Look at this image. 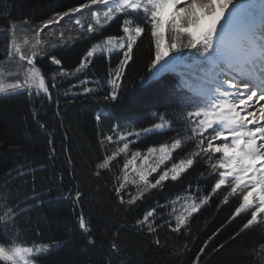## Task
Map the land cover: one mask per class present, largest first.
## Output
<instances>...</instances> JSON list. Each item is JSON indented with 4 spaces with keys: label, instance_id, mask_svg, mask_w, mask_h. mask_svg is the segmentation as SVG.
I'll return each instance as SVG.
<instances>
[{
    "label": "trees",
    "instance_id": "1",
    "mask_svg": "<svg viewBox=\"0 0 264 264\" xmlns=\"http://www.w3.org/2000/svg\"><path fill=\"white\" fill-rule=\"evenodd\" d=\"M83 2L86 0H7L5 9L0 0V26L27 21L41 27L55 13ZM88 17L86 10L83 15L76 14L85 24L82 37L67 17L58 25L46 28L53 29L51 43H57L55 49L47 51L54 52L62 62L60 66L53 65L47 56L38 62L47 75L51 99L47 96L37 99L27 92L0 95V190L7 185L18 198L13 207L18 206L19 215L15 227L11 223L7 225L10 232L19 234L24 246L58 243L48 254L38 257L37 264H193L202 247L205 251L200 253L198 264H264V222L241 233L250 211L230 219L238 206L239 193L229 196V202L222 204L230 191L227 185L193 214L187 229L177 234L167 227L165 222L169 220L174 225L170 213L184 212L190 202L185 197L211 192L215 183L211 177L216 174L211 172L204 157H198L178 180L169 179L162 187L145 193L135 205L120 203L114 189L122 176L125 159H130L132 152L146 154L148 147L158 149L161 143L171 144L172 140L190 134L181 115L187 109L177 96L187 89L178 85L183 81L195 87L204 74L197 76L199 69L190 58L192 53L185 50L184 57L176 60L170 71L158 79L150 78L148 65L153 49L149 31L134 47L133 60L126 69L117 101H105L103 96L109 90V72L115 71L122 53H113L110 59L98 54L86 69L60 78L59 87L51 88V75L59 67L72 71L92 43L119 31L118 23L113 22L102 34L90 37L86 33ZM61 32L66 43H58ZM6 44L7 38L0 37V59L4 58ZM85 87L92 91L85 93ZM153 112L167 113L172 121L171 129L126 136L124 141L117 139L120 134L135 133L159 122ZM40 124L45 127L41 128ZM107 136L113 140L109 142ZM129 141L127 152L111 161L108 169H97L106 156ZM195 143V140L185 141L173 153L174 161L185 157ZM158 158L157 151L150 154L149 162L155 165ZM140 159L137 158V167ZM165 165L170 168L171 162L166 161ZM131 169L132 166L130 178L135 175ZM154 176L156 173L149 180ZM137 191L128 184L125 201ZM6 203V193L0 191V215ZM153 208L157 209V232L137 228L136 221ZM81 216L87 230L79 227ZM113 242L119 246V253L112 252Z\"/></svg>",
    "mask_w": 264,
    "mask_h": 264
},
{
    "label": "snow or ice",
    "instance_id": "2",
    "mask_svg": "<svg viewBox=\"0 0 264 264\" xmlns=\"http://www.w3.org/2000/svg\"><path fill=\"white\" fill-rule=\"evenodd\" d=\"M3 3L7 9V0H3ZM232 3L233 0H86L66 11L55 13L54 18L44 21L40 28H33L27 21L23 24L11 22L7 27L0 28V37L7 38L3 50L4 59H0V94L27 92L37 99H43L44 96L51 99L47 75L38 62L45 56L53 65L60 66L62 62L54 52L46 51L47 48L55 49L57 43L49 44L42 33L50 25H58L67 17L77 27L80 36H84L85 24L81 18H76V14L83 15L84 10L89 14L86 33L90 37L102 34L106 26L113 22L118 23L119 31L92 43L72 71L59 67L51 75V88L59 87L60 78L86 69L98 54L110 59L113 53H122L115 71L109 72V90L103 96L105 101L115 102L123 88L126 69L133 60L134 47L144 34L150 31L153 55L148 69L152 79H158L162 73L170 71L175 61L183 58L185 50H188L192 53L190 58L199 69L197 76L201 72L204 74L195 87L183 81L178 85L180 89H187V92L181 91L177 96L187 109L181 115L190 134L183 139L172 140L171 144L161 143L158 149L148 147L146 154L132 152L131 158L125 159L121 169L122 176L117 179L118 186L114 191L122 205L127 203L131 207L145 193L162 187L165 181L181 178L198 157H204L211 172L216 174V177H211L215 179L211 192L198 197H185L190 202L186 204L184 212L179 215L170 213L174 218V225L171 220L165 223L171 232L181 233L188 228L193 214L198 213L213 194L227 185L230 191L223 197L222 204L229 202V196L239 193L238 206L231 213L230 219L250 211V218H247L240 229L242 233L251 226L264 222L259 219L264 217V3L260 5L258 19L250 11L249 18L244 21H239L236 13L245 5L238 3L229 10ZM247 7L254 10L256 5L249 4ZM226 10H229L227 15ZM23 27H28L34 35L32 40L25 39L22 45L17 41V30ZM66 42L61 32L58 43ZM4 65H12L14 71L6 72L2 67ZM6 78L11 79V82L6 83ZM83 91L90 93L92 90L85 87ZM152 115L159 122L135 133L120 134L117 139L124 141L126 136L171 129L172 121L167 113L153 112ZM39 126L45 127L44 124ZM115 130L116 126L113 131ZM105 139L111 142L113 137L107 136ZM193 140L196 141L194 149L185 157L174 161L173 153L181 149L185 141ZM129 143L131 141L123 143L118 151L106 156L97 165V169H108L111 161L127 152ZM157 151L159 158L153 165L149 162L150 154ZM138 157H141L139 167L136 166ZM166 161L171 162L170 168L165 165ZM161 165L165 167L161 169ZM130 166L135 174L132 178L129 176ZM152 173H156V176L149 180ZM128 184L135 186L138 191L125 201L124 190ZM0 191H4L7 197L5 210L0 215V262L35 264L38 256L48 246H24L20 235L10 232L7 225L11 223L15 227L19 215L18 206L13 207L18 198L7 185ZM76 195L80 196L79 191ZM156 211L155 208L147 210L136 221V227L141 230L146 228L149 233L157 232ZM79 227L87 230L83 216L80 217ZM155 242L157 245L160 243L159 239ZM111 250L119 253V246L113 242ZM204 251L205 248L202 247L200 253ZM200 253L193 264H198Z\"/></svg>",
    "mask_w": 264,
    "mask_h": 264
},
{
    "label": "rangeland",
    "instance_id": "3",
    "mask_svg": "<svg viewBox=\"0 0 264 264\" xmlns=\"http://www.w3.org/2000/svg\"><path fill=\"white\" fill-rule=\"evenodd\" d=\"M239 0H233V3L229 6V8H232V7H235L236 4L238 3ZM242 1H246V0H242ZM251 4H255L256 7L254 10H251L252 11V15L255 17V18H259L260 16V13H261V9H260V5L262 4V2H258V3H253L252 0H248ZM261 1V0H260ZM240 3V2H239ZM229 10H226V14L227 15V12ZM249 18L248 15L246 14H242L239 18V21H244V20H247ZM18 24V23H17ZM22 24V23H21ZM28 25L32 26L33 28H40L39 26H36V25H32V24H29ZM0 28H5L4 26H0ZM51 34H53V29L52 28H49V29H44L43 33H42V37L48 41L49 44H51ZM33 31L30 30L28 27H23V28H20L17 30V41L18 43H21L23 45V41L25 39H28V40H32L33 39ZM27 50V49H25ZM47 50H53L52 48H47ZM4 59V58H3ZM49 62L51 63V61L49 60ZM4 68V70L7 72V71H14V67L12 65H4L2 66ZM5 82L8 83V82H11V79H8L6 78L5 79ZM10 94V93H9ZM0 95H6V94H0ZM35 245H41V244H35ZM43 245H47L48 248L47 250L40 254L38 257L40 256H43V255H46L48 254L54 247H56L58 245V243H50V244H43ZM6 246H11V245H8L6 244ZM33 246V245H32ZM35 264L36 261H35Z\"/></svg>",
    "mask_w": 264,
    "mask_h": 264
},
{
    "label": "bare ground",
    "instance_id": "4",
    "mask_svg": "<svg viewBox=\"0 0 264 264\" xmlns=\"http://www.w3.org/2000/svg\"><path fill=\"white\" fill-rule=\"evenodd\" d=\"M252 2L253 3H258V2H262V3H264V0H252ZM239 4H243V5H245V7H243V8H240V10L236 13V17H237V19L239 20V18H240V16L242 15V14H249V8L247 7V5H249L250 4V2L248 1V0H246V1H242V2H240ZM237 5V4H236ZM234 7H232V8H229V10H231V9H233Z\"/></svg>",
    "mask_w": 264,
    "mask_h": 264
}]
</instances>
